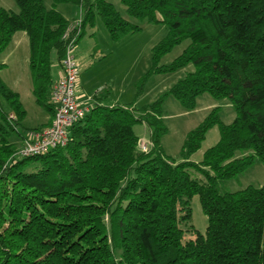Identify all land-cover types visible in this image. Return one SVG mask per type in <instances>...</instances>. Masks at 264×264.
I'll list each match as a JSON object with an SVG mask.
<instances>
[{"label":"trees","instance_id":"16d2710c","mask_svg":"<svg viewBox=\"0 0 264 264\" xmlns=\"http://www.w3.org/2000/svg\"><path fill=\"white\" fill-rule=\"evenodd\" d=\"M15 1L18 11L0 8V55L17 31L27 33L33 94L52 119V66L62 65L71 24L57 5L80 7L76 44L97 15L113 39L140 30L110 0ZM121 2L130 17L168 27L153 47L151 73L194 68L140 113L93 95L65 146L27 157L16 155L27 111L0 74V264H264V184L219 186L264 162V0ZM185 40L182 53L159 64ZM204 93L230 100L236 116L225 123L221 107L212 108L187 133L178 160L162 146L163 103L172 95L194 109ZM139 122L151 131L148 151L135 131ZM215 126L219 140L193 161ZM195 195L208 225L204 233L192 227L186 239Z\"/></svg>","mask_w":264,"mask_h":264},{"label":"rangeland","instance_id":"374dc122","mask_svg":"<svg viewBox=\"0 0 264 264\" xmlns=\"http://www.w3.org/2000/svg\"><path fill=\"white\" fill-rule=\"evenodd\" d=\"M110 1L125 18L138 24L140 30L126 34L120 39H113L103 20L97 15L95 25L86 27L85 33L75 46L76 60L80 70L77 90L81 92L82 98L87 95L100 96L107 104L128 106L140 113L143 107L156 101L188 71L193 70L194 65L189 64L172 72L151 73L153 47L166 36L167 25L130 17L121 0ZM45 2L50 7L52 0H45ZM1 7L13 11L19 10L15 0H0ZM59 9L65 16L71 17L70 21L80 16V8L77 5L60 3ZM188 43L189 40H185L176 45L161 58L159 64H170L182 53ZM28 48L27 43L15 48L14 42L0 56V59L5 61V67L0 71L1 77L13 90L20 93V99L28 112L21 123L20 131L45 122L51 116L47 108L36 102L33 94L32 76L27 61ZM56 63L61 65L59 62ZM197 101L194 109L185 108L172 95L168 96L163 103V118L168 132L163 136L162 146L168 155L178 160L181 158V148L187 133L198 126L212 108L221 107V119L225 123L232 122L236 116L235 109L228 99H216L209 93H204ZM135 131L139 135L141 144H149L151 131L147 124L137 123ZM219 137V128L217 126L211 128L201 148L192 155L191 159L196 162L201 161L204 151L214 145ZM189 171L193 178L204 180L203 175L194 168H190ZM250 184H264V162L257 161L245 172L220 183L219 186L221 190L236 191ZM190 207L191 221L184 224L187 230L186 239L194 237L192 227L204 233L208 225V218L203 212L199 195L192 197Z\"/></svg>","mask_w":264,"mask_h":264},{"label":"built area","instance_id":"2783aa9c","mask_svg":"<svg viewBox=\"0 0 264 264\" xmlns=\"http://www.w3.org/2000/svg\"><path fill=\"white\" fill-rule=\"evenodd\" d=\"M82 24V15L71 21L64 38L68 39L65 57L62 60V75L53 85L51 101L55 105V114L50 125L39 129L29 130L23 134L22 146L16 152L21 157L34 156L65 146L69 139V128L79 121L90 109L93 95L85 101L77 94L79 64L76 60L75 46L77 35ZM13 116V115H11ZM141 149L148 151L149 144L142 143Z\"/></svg>","mask_w":264,"mask_h":264},{"label":"crops","instance_id":"0c3cea01","mask_svg":"<svg viewBox=\"0 0 264 264\" xmlns=\"http://www.w3.org/2000/svg\"><path fill=\"white\" fill-rule=\"evenodd\" d=\"M59 5L60 4H58L57 5V9L64 15V12H62L60 9H59ZM51 6H52V3H51ZM80 8V7H79ZM65 16V15H64ZM68 20H70V18L71 17H68V16H65ZM15 42V48H19V46L20 45H24L25 43H27L28 44V46H29V37H28V35H27V33L25 32V31H17L14 35H13V37H12V40H11V42H10V44H12V43H14ZM10 44L8 45V47L10 46ZM7 47V48H8ZM6 48V49H7ZM5 49V50H6ZM1 56V55H0ZM27 61H28V64H29V48H28V56H27ZM0 62H2V63H5V61L4 60H1L0 59ZM62 70H63V67L61 66V65H59L58 63H54L53 64V66H52V77H53V84H55L56 83V81L60 78V76L62 75ZM77 94L79 95V97H80V100H82V101H85L86 100V97L88 96H86L85 98L83 97H81L80 96V93L81 92H79L78 90H77ZM19 93V92H18ZM20 94V93H19ZM105 101V100H104ZM23 102V101H22ZM107 103V102H106ZM24 104V103H23ZM110 104H112V103H110ZM26 111H27V109H26ZM27 115H28V112H27ZM27 115H26V117H27ZM25 117V118H26ZM51 116L47 119V121H45V122H42V123H39V124H36V125H33V126H29V127H26V128H24V130H22V131H20L21 133H22V135L28 130V129H32V128H35V127H38V126H41V125H46V124H49L50 122H51ZM25 120V119H24ZM13 138L15 139V140H19L20 141V137L18 136V135H16V134H14L13 135Z\"/></svg>","mask_w":264,"mask_h":264}]
</instances>
